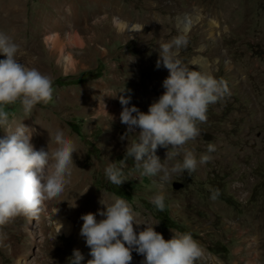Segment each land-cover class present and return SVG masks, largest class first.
I'll list each match as a JSON object with an SVG mask.
<instances>
[{
    "label": "rangeland",
    "instance_id": "rangeland-1",
    "mask_svg": "<svg viewBox=\"0 0 264 264\" xmlns=\"http://www.w3.org/2000/svg\"><path fill=\"white\" fill-rule=\"evenodd\" d=\"M19 7V20H0V33L19 45L18 60L52 79L54 91L30 116L19 104L10 106V120L35 129L37 150H47L49 133L55 148V131L62 129L77 153L71 182L44 203L38 218L0 226V264H68L74 249L87 264L92 257L79 234L80 217L103 209L102 194L127 200L139 220L158 223L155 230L166 240L171 230L191 233L204 252L198 264H264V0H20ZM177 36L187 39L176 53L185 66L228 84L230 94L209 106L201 135L185 145L198 160L209 144L216 151L191 176H173L162 187L159 175L130 171L129 159L127 181L113 185L104 169L111 162L120 166L127 143L138 138L128 133L121 140L127 126L120 122L119 96L148 111L169 75L156 68L160 46ZM198 54L203 64L194 59ZM166 152L158 149L161 161ZM210 187L220 190L215 200ZM159 193L164 211L150 203ZM132 256L131 264L144 259Z\"/></svg>",
    "mask_w": 264,
    "mask_h": 264
},
{
    "label": "clouds",
    "instance_id": "clouds-1",
    "mask_svg": "<svg viewBox=\"0 0 264 264\" xmlns=\"http://www.w3.org/2000/svg\"><path fill=\"white\" fill-rule=\"evenodd\" d=\"M186 45L187 39L177 36L160 46L156 68L163 66L169 75L162 82L165 91L149 105L147 112L129 106L130 96H119L120 122L127 126L121 140H127L128 133L137 134L138 138L130 145L127 143L120 166L111 162L104 169L113 185L119 187L127 181L124 167L129 159L133 160L130 171L141 177L159 175L161 187L173 176H191L198 165L211 162L215 145L209 144L207 154L199 160L185 145L201 135L199 124L207 122L209 106L229 95V87L223 79L185 66L176 53ZM19 51V45L9 35L0 33V53L6 57L0 60V129L5 133L0 138V226L17 217L38 218L44 203L63 194L71 182L73 154L77 153L75 143L65 137L62 129L55 131V148L49 147L52 134L48 132L47 150H37L31 143L35 129L22 121L14 124L10 120V106L19 104L24 115L30 116L37 105L51 102L54 91L48 75L17 59ZM159 148L167 149L163 161L156 154ZM181 152V162L171 164V159L181 156ZM209 190L210 198L217 199L220 190ZM98 203L102 210L80 217L83 223L79 234L92 257L87 264H131L133 252L144 257L141 264H198L203 259V249L191 233L171 230L172 238L166 240L155 230L158 223L153 226L139 220L124 198L116 196L108 201L102 194ZM150 203L159 211L166 207L162 193L152 197ZM97 215L102 219L97 220ZM141 225L144 227L137 231ZM83 260L81 252L74 249L68 264H81Z\"/></svg>",
    "mask_w": 264,
    "mask_h": 264
},
{
    "label": "bare ground",
    "instance_id": "bare-ground-1",
    "mask_svg": "<svg viewBox=\"0 0 264 264\" xmlns=\"http://www.w3.org/2000/svg\"><path fill=\"white\" fill-rule=\"evenodd\" d=\"M19 3L20 0H0V20L3 25L11 24L15 20H19V13L21 11V8L19 7ZM177 22L179 23V26H181L184 29L188 24V21L185 20L183 15L177 17ZM63 24L66 25L65 22H63ZM11 28L14 31H16L17 26ZM74 41L77 42L76 37ZM194 59L201 60V63L203 64V58L199 54L194 56Z\"/></svg>",
    "mask_w": 264,
    "mask_h": 264
}]
</instances>
